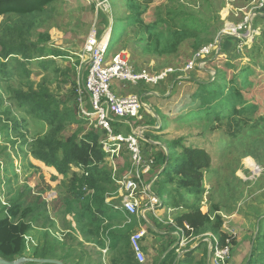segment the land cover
<instances>
[{
    "label": "rangeland",
    "instance_id": "rangeland-1",
    "mask_svg": "<svg viewBox=\"0 0 264 264\" xmlns=\"http://www.w3.org/2000/svg\"><path fill=\"white\" fill-rule=\"evenodd\" d=\"M254 1L59 0L32 15L0 17L1 125H11L5 120L7 117L20 124L19 131L10 126L8 136L0 129V210H11L15 215L12 221L17 222L25 217L27 209L34 207L24 218L32 224L24 259H35V250L49 244L56 249L55 255H50L52 260L70 257L68 264H111V252L103 253V261L101 251L92 244L93 241L81 237L80 228V234L71 228L73 216L68 213L72 212V207H77L70 203L73 206L66 210L64 200L75 198V177L83 172L72 166L66 174H59L53 167L29 155L31 146L23 142L24 138L33 141L41 134L50 133L52 127L26 109H19L15 102L17 92L44 86L61 103L60 109L65 107L73 111L78 120L88 119L81 110H91H87L88 100L81 104L77 96L88 70L85 46L92 34H96L97 44L103 42L105 45L113 32L108 59L121 53L135 71L153 76L166 73L162 82L152 86L114 83L112 91L116 96L136 95L144 105L143 119L130 123L132 129L128 126L124 129L123 122L113 118L116 125L123 127L120 132L144 129L141 134L144 140L140 142L144 160L156 155L158 166L168 163L162 161L163 154L168 152L170 159L175 160L174 156H182L184 149L206 151L209 157V166L201 170L203 194H188L181 190L185 192L182 205L187 208L179 209L181 212L177 214L181 216L200 210L210 217L212 223L206 225L208 229L201 235L192 232L188 235L182 233L180 237L172 235L163 244H158L157 254L145 252L143 264H156L168 256L176 257L178 261L190 252L195 259L193 264L199 261L216 264L210 253L213 241L210 226L216 222V215L222 217L221 231L229 238L227 264H264V132L251 134L244 130L234 138L228 134L230 121L211 123L197 116L201 108L206 115L217 105L230 107L227 97L231 86L223 78H217L213 64L217 60L238 59L243 69L264 74V10L255 12L254 26L261 27L258 37L245 45L237 38L220 36L221 49L197 62L193 70L186 71L195 55L216 40L225 23L238 24L242 12L251 9ZM103 2H106L105 6H102ZM229 11L231 16L228 18ZM239 13V18L235 17ZM121 21L128 27L115 31L119 24H125ZM153 22L157 24L147 30L145 27ZM118 34H121L120 38L114 39ZM21 44L30 47L33 57L39 58L32 63H21V55L17 56L18 59L16 55L5 58L6 49ZM47 59L53 61V65L46 70L40 63ZM27 70L28 76L24 73ZM249 73L243 72L242 77ZM209 83L214 84L203 90L202 86ZM212 89H218V92L208 95ZM90 119L67 124L59 139L66 141L74 135L82 137L92 132L96 129V115ZM96 132L99 141L106 138L102 130ZM130 159L126 146H122L119 156L114 158L115 164L109 159L106 162L109 169L117 170V179H121L130 171ZM158 166L143 180L154 195L156 190L162 196L166 191L159 192L163 180L158 183L155 178L159 176ZM176 187L177 183L165 188L172 195L178 191ZM169 194L165 199L174 207ZM154 203L159 204L155 196ZM78 207L83 205L78 204ZM149 221L150 224L156 222L152 218ZM176 221L177 216L174 225ZM174 225L170 227L171 232H178ZM133 228L128 227L131 230L129 237L137 232ZM160 230L164 231V228Z\"/></svg>",
    "mask_w": 264,
    "mask_h": 264
},
{
    "label": "trees",
    "instance_id": "trees-1",
    "mask_svg": "<svg viewBox=\"0 0 264 264\" xmlns=\"http://www.w3.org/2000/svg\"><path fill=\"white\" fill-rule=\"evenodd\" d=\"M57 1L59 0H0V17L9 14L32 15L53 5ZM121 22L125 24H119L116 27L118 29L115 31L128 27L126 22ZM155 22L150 23V25L148 24L145 28L151 30L157 24ZM120 36L121 34L115 35L114 39L117 40ZM110 49L109 47L108 52L111 51ZM6 51L8 52L5 54V58L16 55L15 58L18 59L17 56L21 55V63H32L33 60L39 58L33 57V50L24 44H21L19 47H9ZM40 64L42 68L47 70L50 65H53V61L47 59L43 62L41 61ZM213 64L217 72V78H223L225 82L230 84L229 87L231 86V93L227 97L230 107L228 108L226 105L220 104L213 108L212 111L210 110L208 113H205L206 115H203L204 109L201 108L197 116L205 118L211 123L230 121L228 134L234 138H238L244 130L251 134L264 132V117L261 119L264 116V74L256 73L255 70L251 71V69H243L238 59L232 61L217 60ZM249 71L251 73L242 77L243 72ZM24 73L27 76L29 75L28 70L24 71ZM237 83L239 85H236ZM212 84L214 83L203 85L202 89H207ZM217 92L218 89H212L208 95H214ZM16 99L15 104L19 109H26L29 114L35 118H39L42 122L48 123L52 127L50 133L41 134L33 141L24 138L23 142L31 146L29 155L46 166L53 167L59 174H66L72 166L79 168L83 172L80 176L76 174L75 177V183L77 184V187L74 185L76 188L74 187L75 189H73V191L77 190L74 192L75 198L64 200L66 210L70 206H73L70 203L77 207H72V212L69 211L71 213L68 214H72L73 221L77 223L82 236L92 240L100 247L108 249L112 253V264H141L135 258L130 242L131 236L129 237L128 234L131 231L128 227L131 228L136 224L138 225V223L134 222L132 225L122 228L126 221L125 216L123 213L115 211L112 203L106 202L108 197L118 194V186L113 170L109 169L106 162L109 156L103 150L101 141L96 136L98 134L97 130H93L82 137L81 135L77 136V134L66 141H62L59 139V135L64 130V127L73 122H84V119H76L75 113L69 109L67 110L65 107L60 109L61 103L44 86H40L39 89L30 88L29 91L17 92ZM206 106L208 109L210 108L209 105ZM189 115H186V117ZM225 115L229 117H225ZM5 120L7 123H11L10 126H12L14 131L20 130L18 121L11 119V117H7ZM1 123L2 119L0 118V129H3L2 131L7 133L8 136L7 130L10 126H2ZM112 126L114 134H118L122 129V127L116 125V122ZM102 133L105 136L107 134L105 132ZM60 153H62L61 158L59 157ZM155 156L153 157L155 160L153 170L158 166L157 157L155 158ZM174 158L175 160L170 159L168 152L163 154L162 161H168V163L163 166L160 165L161 167L158 166L159 169L157 170H159V174L158 172L157 174L159 175L158 183L160 180H163L159 192L163 193L166 191V193L162 196L159 193L157 195L165 207L170 209L175 207L185 209L184 207L187 208V206L185 204L182 205L183 201H185L183 198L185 192L194 195H202L204 192L203 173L201 170L209 166V157L206 151L184 149L182 156L176 155ZM162 168L163 171L161 172ZM176 183L178 191L172 194L174 206L172 207V204L169 201H165L163 197L165 194H169L168 188L165 187ZM117 203L118 201L114 202V204ZM78 204L83 205V207L79 208ZM31 209H27L25 217L20 218L17 222L12 221L15 215L11 210H0V257L2 259L15 261L23 258L28 249L27 238L32 232V224L26 222L24 218L30 215ZM216 211L219 210L217 209ZM215 221L214 225L210 226V229L212 234L218 237L220 247H224L229 238L221 231L223 224L222 217L216 215ZM211 223L212 221L209 216L202 214L200 210H196L193 213H183L179 216L173 228L175 230L176 227L182 228L187 235L191 232L195 235H201L207 231L206 225ZM185 224L190 230L186 228ZM55 250L53 245L44 244L43 247L35 250L33 258L52 259L53 256L50 257V255L54 254ZM170 253L173 254L174 252ZM191 253H188L185 258L178 261L176 257L173 259L170 256L171 259L168 256L169 258L166 257L156 264H193L195 259L192 258ZM67 259H70V257L59 260L65 261L68 264ZM25 264L36 263L30 262ZM197 264H207V261H199Z\"/></svg>",
    "mask_w": 264,
    "mask_h": 264
},
{
    "label": "built area",
    "instance_id": "built-area-1",
    "mask_svg": "<svg viewBox=\"0 0 264 264\" xmlns=\"http://www.w3.org/2000/svg\"><path fill=\"white\" fill-rule=\"evenodd\" d=\"M105 5L106 2H103L102 6ZM259 10H264V0H255L251 9L243 11V15L238 24L227 21L224 30L216 40L195 55L194 59L186 67V71L193 70L197 62L205 60L212 53H217L221 49L220 36L237 38L245 45L258 37L261 34V27L254 26V17L256 16L255 12ZM239 15L240 13L236 14L235 17L239 18ZM230 16L231 11L228 12L227 17L229 18ZM112 33L113 32H110V37L105 45H103V42L97 44L98 39L96 34L90 35L85 46V54L88 55L89 61L88 70L85 82L83 86L78 89L77 96L81 104H83L84 100H89V105L91 106L89 112H93L89 113L82 108L81 110L84 117L88 118L84 120L89 121L91 120L90 117L96 115L97 123L95 125V130H102V132L107 133L106 138L101 140V144L103 150L109 156L107 159L110 160V163L113 165L115 164L114 158L119 156V151H121L122 146H126L131 157L130 171L123 178L117 179L115 173L117 170L115 171L112 168L118 186L117 195L120 197V205H116L114 210L123 213L125 216L126 221L122 226V228H124L125 226L132 225L134 222L141 221L143 212L150 213L154 219L161 220L158 214L160 209L164 208V204L161 202H159V204L154 203L153 192L150 190L149 185H146L143 180V177L151 174L155 167V160L153 157L150 156L148 161L144 160L140 142L144 140L141 134L145 130L133 129L132 132L126 134L113 133L112 124L116 122V119L123 122L121 124L130 128V123L139 122L143 119V102L141 98L136 95H129L126 97L116 96L112 91L113 85L115 82H118L125 86H139L142 84L152 86L162 82L165 79L166 73L153 76L146 72L135 71L129 64V61L121 53L115 54L108 59V50L113 37ZM258 171L260 172L259 169ZM145 200H147L146 205H144ZM168 212L171 211L168 209ZM168 223L174 225V221L170 218ZM186 228L190 230L188 226H186ZM146 233L144 229H141L140 232L134 233L130 238L132 251L136 260L141 264L145 261L142 241ZM211 236L213 241L211 242L210 253L214 255L216 264H227L230 258L229 242H227L226 246L220 247L218 239L212 234ZM107 251L108 249L104 252L107 253Z\"/></svg>",
    "mask_w": 264,
    "mask_h": 264
},
{
    "label": "crops",
    "instance_id": "crops-1",
    "mask_svg": "<svg viewBox=\"0 0 264 264\" xmlns=\"http://www.w3.org/2000/svg\"><path fill=\"white\" fill-rule=\"evenodd\" d=\"M90 108H91V106L89 105V100H88V110H90ZM127 128V126H124V129H126ZM122 129H123V127H122ZM125 131V130H124ZM131 131H129V132H119V133H124V134H126V133H130ZM113 170V169H112ZM156 179H158V176L157 177H155ZM154 178V179H155ZM155 193H156V195L158 194L157 192H156V190H155ZM153 195H154V192H153ZM156 195H154L156 198H158L159 199V202H161L160 201V198L158 197V196H156ZM165 195H168V194H165ZM164 195V197H163V199L165 200V201H168V200H166L165 198H166V196ZM171 196V200H173L172 199V195H170ZM115 201H118V203L117 204H114V202ZM106 202L107 203H109V204H113V207H115L116 205H120V197H119V195H113V196H110V197H108L107 199H106ZM177 202H179V200H177ZM157 203V202H156ZM163 207V206H162ZM168 209L171 211V212H168ZM159 211V210H158ZM178 211H179V209L178 208H173V209H170V208H167V207H165L164 206V208H162L160 211H159V217H160V219L161 220H157V219H154V217L150 214V213H145V212H143V215L141 216V221H139L138 222V225L136 224V225H134L133 227V231L134 230H137V232H140L141 231V229H144L147 233H146V235L144 236V239H143V241H142V246H143V252L145 253V252H147V254L148 253H154V254H157V249H158V247H160V245H158V244H163L164 243V241L167 239V238H169V237H171L172 235H176V236H178V237H180V235L183 233H185V231L182 229V228H179V227H176V230L178 231V232H171V229H170V227H171V225L168 223V220H169V218L171 219V220H175L176 219V216H177V218L179 217V213H178ZM179 212H181V211H179ZM178 213V214H177ZM153 219V222L154 221H156V222H154V224H150V219ZM73 220V219H72ZM160 223V224H163V225H160L158 222ZM72 223H74V225L72 224L71 225V227L73 228V229H75V230H79V227H78V225H77V223L76 222H72ZM158 226L159 227H161L160 229H163L164 228V231H161L159 228H158ZM185 226H187L186 224H185ZM173 227H175V226H173ZM181 230V231H180ZM71 232V231H70ZM137 232H135V233H137ZM181 232V233H180ZM78 233H79V231H78ZM80 234V233H79ZM80 235H82V234H80ZM81 237H83V236H81ZM84 238V237H83ZM92 241V240H91ZM92 244L93 245H95V247L97 248V249H99L100 251H101V255H100V257H102L103 258V261H104V257H105V255L104 254H107V253H105L104 251L106 250V249H104L103 247H100L98 244H95L94 242H92ZM109 251V250H108ZM110 252V251H109ZM161 252V251H160ZM104 253V254H103ZM162 253V252H161ZM110 254V253H109ZM103 255H104V257H103ZM110 256V255H109ZM110 258V257H109ZM111 259H112V257H111ZM110 259V260H111ZM109 260V261H110ZM162 260H160V262H161ZM111 264H112V261H111Z\"/></svg>",
    "mask_w": 264,
    "mask_h": 264
},
{
    "label": "water",
    "instance_id": "water-1",
    "mask_svg": "<svg viewBox=\"0 0 264 264\" xmlns=\"http://www.w3.org/2000/svg\"><path fill=\"white\" fill-rule=\"evenodd\" d=\"M36 263V264H64L60 261L52 260V259H24L21 258L15 261H6L0 257V264H25V263Z\"/></svg>",
    "mask_w": 264,
    "mask_h": 264
},
{
    "label": "bare ground",
    "instance_id": "bare-ground-1",
    "mask_svg": "<svg viewBox=\"0 0 264 264\" xmlns=\"http://www.w3.org/2000/svg\"><path fill=\"white\" fill-rule=\"evenodd\" d=\"M253 166H254V164H253Z\"/></svg>",
    "mask_w": 264,
    "mask_h": 264
}]
</instances>
